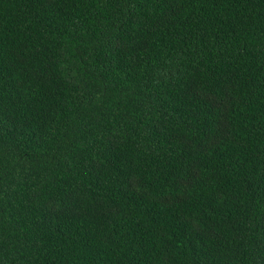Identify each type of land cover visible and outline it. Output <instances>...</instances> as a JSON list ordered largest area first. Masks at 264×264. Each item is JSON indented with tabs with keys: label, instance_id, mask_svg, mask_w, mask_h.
Masks as SVG:
<instances>
[{
	"label": "trees",
	"instance_id": "16d2710c",
	"mask_svg": "<svg viewBox=\"0 0 264 264\" xmlns=\"http://www.w3.org/2000/svg\"><path fill=\"white\" fill-rule=\"evenodd\" d=\"M0 264H264V0H0Z\"/></svg>",
	"mask_w": 264,
	"mask_h": 264
}]
</instances>
